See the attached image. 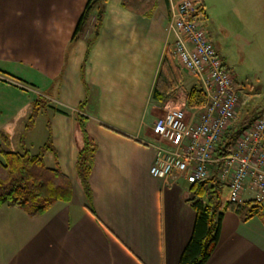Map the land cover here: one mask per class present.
Masks as SVG:
<instances>
[{"label":"crops","instance_id":"crops-1","mask_svg":"<svg viewBox=\"0 0 264 264\" xmlns=\"http://www.w3.org/2000/svg\"><path fill=\"white\" fill-rule=\"evenodd\" d=\"M181 1L107 0L89 47L90 32L73 42L88 0H0V144L2 133L7 145L19 134L17 152L36 155L51 137L46 165L61 169L72 189L71 202L36 216L0 209V264H179L196 220L190 185L156 178L150 169L165 146L155 122L173 106L194 112L187 95L200 88L173 54L177 81L154 98L164 56L174 51L168 26ZM195 2L199 18L209 2ZM22 82L46 101L24 144L36 100L25 101ZM80 115L96 147L90 196L77 174L85 145ZM40 117L45 128L38 132ZM253 195L248 187L244 201ZM221 229L205 264H264L263 219L244 221L227 210Z\"/></svg>","mask_w":264,"mask_h":264},{"label":"built area","instance_id":"built-area-1","mask_svg":"<svg viewBox=\"0 0 264 264\" xmlns=\"http://www.w3.org/2000/svg\"><path fill=\"white\" fill-rule=\"evenodd\" d=\"M195 0H182L173 10L168 34L175 36L174 55L200 80L206 104L190 113L182 106L167 108L154 124L159 147L150 174L162 180L183 179L192 185L211 176L219 163L218 143L237 120L243 88L235 82L209 34L191 19ZM222 158L219 180L229 189V202L244 206L249 187L252 200L264 206V113L246 126Z\"/></svg>","mask_w":264,"mask_h":264},{"label":"trees","instance_id":"trees-1","mask_svg":"<svg viewBox=\"0 0 264 264\" xmlns=\"http://www.w3.org/2000/svg\"><path fill=\"white\" fill-rule=\"evenodd\" d=\"M106 1L88 0V4L77 23L73 42L90 32L92 37H90L88 45L90 47L93 44L105 16ZM202 11L198 7L191 19H196ZM173 54L174 51L168 49L164 56L165 59L153 92L155 99L161 100L162 95L166 93L165 90L172 87L177 81L179 71L173 65ZM40 103V100H36L34 103L33 113L21 139L22 144H24L26 132L33 128L35 120L42 110ZM186 103L191 110L202 107L206 104L204 92L200 88L191 89L187 95ZM78 119L80 131L85 138V145L79 152L77 174L85 194L90 196L89 181L96 147L88 134L87 119L83 115H80ZM244 128L245 126L237 121L233 123L218 143L216 158L220 162L213 166L211 176L205 181H199V183L189 187L190 196L187 203L194 209L196 220L190 242L182 252L179 264H205L208 262L220 241L225 211H236L243 216L244 221L257 216L264 218V206L253 201H247L242 207L231 204L229 202V189L219 180L220 169L223 164L222 158L228 155L231 146ZM7 140L8 136L2 133L0 144V209L4 206L14 209L21 208L36 216L46 212L55 204L71 202L72 189L68 177L58 167H48L45 162V154L53 150L51 137L36 155H32L27 149L23 152L7 150L5 147Z\"/></svg>","mask_w":264,"mask_h":264},{"label":"rangeland","instance_id":"rangeland-1","mask_svg":"<svg viewBox=\"0 0 264 264\" xmlns=\"http://www.w3.org/2000/svg\"><path fill=\"white\" fill-rule=\"evenodd\" d=\"M208 2L209 6L207 8L205 6L206 12L197 18L196 22L209 34L235 82L244 89L236 121L246 127L264 113V0H208ZM18 80L22 81L20 78ZM21 85L27 87L23 96L25 101L40 100L44 112L46 101L41 96L43 93L39 91L35 93V89L23 82ZM22 116L25 117L22 122H27L28 115H25V111L22 112ZM38 121L39 132L41 128H45V122L43 117ZM18 122L21 123V118ZM19 138V134H13L10 145L5 143L7 150L18 151L20 144L13 140ZM256 218L264 220L262 216Z\"/></svg>","mask_w":264,"mask_h":264}]
</instances>
